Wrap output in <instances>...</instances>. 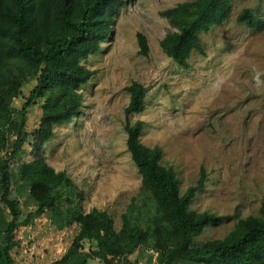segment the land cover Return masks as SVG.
Instances as JSON below:
<instances>
[{"label": "rangeland", "instance_id": "obj_1", "mask_svg": "<svg viewBox=\"0 0 264 264\" xmlns=\"http://www.w3.org/2000/svg\"><path fill=\"white\" fill-rule=\"evenodd\" d=\"M187 0H122L97 52L80 62L95 73L78 87L79 112L53 126L42 155L55 170H64L84 191L81 207H96L111 220L115 245L123 253L122 227L140 224L159 206L140 186V175L125 146V87L138 81L145 88L144 109L129 120L143 121L142 144L161 148L159 164L172 166L179 193L196 182L204 186L189 209L229 216L208 224L193 242L223 237L235 221L257 214L264 201V0H230V11L218 25L197 37L203 53L192 51L188 67L168 58L158 41L170 29L159 12ZM248 7L263 20L260 29L235 19ZM146 36L148 54L138 53L135 33ZM33 82L22 87L24 94ZM20 103L13 99L0 116L1 154L8 152L19 125ZM40 106H31L25 129L39 120ZM31 158L28 144L11 167ZM78 227L73 215L53 226L48 212L16 231L14 264H48L59 258ZM103 231L100 230V234ZM89 248V243H84ZM94 257L89 264H163L148 246H140L126 262L121 254Z\"/></svg>", "mask_w": 264, "mask_h": 264}, {"label": "trees", "instance_id": "obj_2", "mask_svg": "<svg viewBox=\"0 0 264 264\" xmlns=\"http://www.w3.org/2000/svg\"><path fill=\"white\" fill-rule=\"evenodd\" d=\"M122 0H0V116L9 111L13 99L20 103L19 125L8 152L0 147V264H14L11 254L18 245L16 231L36 216L48 212L56 226L73 215L77 233L65 252L48 264H89L94 257L108 261L107 254H121L123 262L140 246H148L163 264H264V201L258 213L238 218L221 238L193 242L203 229L229 216L189 204L204 186L206 173L200 169L193 185L179 193L172 166L159 164L161 148L139 140L143 121L129 120L144 109L145 88L138 81L126 87L123 108L125 146L140 175V186L160 203L140 224L128 221L121 233L123 253L115 245L111 220L104 211L91 207L84 212V191L64 170L47 164L42 147L53 134V126L71 119L80 110L78 87L95 70L86 59L100 48L111 30ZM230 0H187L159 12L170 29L158 41L173 62L187 68L192 51L203 53L198 33L207 32L229 15ZM236 21L260 29L263 20L250 8H242ZM138 53L148 54L146 36L135 33ZM33 82L26 94L22 87ZM40 106L37 125L25 129L28 109ZM28 144L31 158L13 169L11 161ZM100 230L103 231L100 234ZM89 243V248L84 243Z\"/></svg>", "mask_w": 264, "mask_h": 264}]
</instances>
